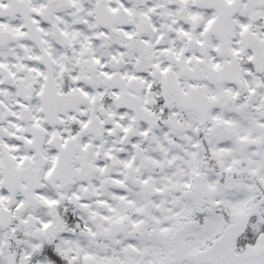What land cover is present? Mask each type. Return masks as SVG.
Returning <instances> with one entry per match:
<instances>
[{
    "label": "snow or ice",
    "instance_id": "1",
    "mask_svg": "<svg viewBox=\"0 0 264 264\" xmlns=\"http://www.w3.org/2000/svg\"><path fill=\"white\" fill-rule=\"evenodd\" d=\"M0 264H264V0H0Z\"/></svg>",
    "mask_w": 264,
    "mask_h": 264
}]
</instances>
